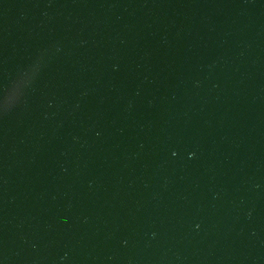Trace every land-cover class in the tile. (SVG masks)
<instances>
[{
	"label": "water",
	"instance_id": "water-1",
	"mask_svg": "<svg viewBox=\"0 0 264 264\" xmlns=\"http://www.w3.org/2000/svg\"><path fill=\"white\" fill-rule=\"evenodd\" d=\"M0 264H264V0H0Z\"/></svg>",
	"mask_w": 264,
	"mask_h": 264
}]
</instances>
